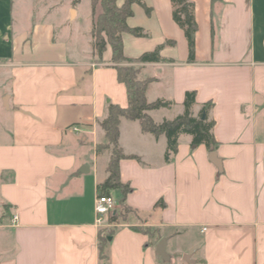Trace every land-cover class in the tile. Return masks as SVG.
<instances>
[{
    "label": "crops",
    "instance_id": "1",
    "mask_svg": "<svg viewBox=\"0 0 264 264\" xmlns=\"http://www.w3.org/2000/svg\"><path fill=\"white\" fill-rule=\"evenodd\" d=\"M142 1L150 12L133 3L127 23L148 36L124 32V55L164 45L161 61L134 65L152 79L148 101L171 102L149 114L173 119L195 91L194 114L213 103L217 150L182 134L166 161L165 135L122 118L131 211L99 226L95 201L113 150H98L109 142L101 123L110 103L128 105L112 47L94 50L91 0H0V264H264V0H190L194 61L172 0ZM109 193L121 212V190ZM106 227L114 232L102 258Z\"/></svg>",
    "mask_w": 264,
    "mask_h": 264
},
{
    "label": "trees",
    "instance_id": "2",
    "mask_svg": "<svg viewBox=\"0 0 264 264\" xmlns=\"http://www.w3.org/2000/svg\"><path fill=\"white\" fill-rule=\"evenodd\" d=\"M80 1V0H76ZM217 1V0H213ZM94 14L92 36L94 50L99 57H102L109 43L113 51V61L116 63L118 78L126 84L128 94V105L121 106L110 103L108 106V116L102 121L101 125L108 138L107 144L98 145V150L113 146L111 159L108 165L109 175L107 179L100 184L101 193L109 194L111 189L119 188L122 192L121 203L123 209L116 211L109 218L110 224L120 223L126 218L131 209L125 205L126 196L133 188L122 182L120 176V160L122 158L134 157L125 155L119 146L120 122L122 118L139 120L144 131H148L157 137L165 135L167 137V149L165 153L166 161H171L178 152L179 138L182 134L192 136L191 145L196 148L204 144L209 151H215L218 148V141L214 135L213 129L215 121L210 119L209 111L213 106L212 102L203 105L198 115L194 114L193 107L196 103V92L188 91L184 100V112L173 119H166L160 123L154 121L149 114L152 109L167 107L171 102L158 99L150 102L146 97V90L151 78H138V68L134 63L159 62L162 60L161 50L164 45H159L155 50L143 53L136 59H130L124 55L123 33L130 32L136 36H148V33L141 27H130L127 23L128 17L133 14L132 4L140 3L144 7L142 0H125L122 5H118L117 0H91ZM101 5V12L96 15V8ZM173 18L176 23L184 30L189 46V60H195L196 54V32L198 23L195 16V5L190 0H172ZM147 11L150 9L146 7ZM167 43H173L171 40ZM141 230L145 231L141 228ZM112 228L106 227L99 233L100 255L106 258V243L113 234Z\"/></svg>",
    "mask_w": 264,
    "mask_h": 264
},
{
    "label": "built area",
    "instance_id": "3",
    "mask_svg": "<svg viewBox=\"0 0 264 264\" xmlns=\"http://www.w3.org/2000/svg\"><path fill=\"white\" fill-rule=\"evenodd\" d=\"M71 129L75 132L81 131V127L78 124L71 126ZM118 206L119 201L114 195L99 193L95 201L96 223L101 227L109 226V218L117 211ZM18 219V214L14 213L12 216L13 224H16Z\"/></svg>",
    "mask_w": 264,
    "mask_h": 264
},
{
    "label": "water",
    "instance_id": "4",
    "mask_svg": "<svg viewBox=\"0 0 264 264\" xmlns=\"http://www.w3.org/2000/svg\"><path fill=\"white\" fill-rule=\"evenodd\" d=\"M212 155L215 156L216 153H215V152H212ZM165 248H166V240L163 239V240L159 243V245H158V252H159V254H160L165 260H168V259H169V255H168V253L166 252V249H165ZM185 258H187V256H186Z\"/></svg>",
    "mask_w": 264,
    "mask_h": 264
}]
</instances>
